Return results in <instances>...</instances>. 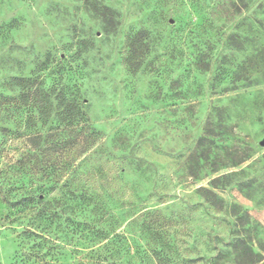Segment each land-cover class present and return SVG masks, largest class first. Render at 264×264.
Returning a JSON list of instances; mask_svg holds the SVG:
<instances>
[{
  "label": "rangeland",
  "instance_id": "1",
  "mask_svg": "<svg viewBox=\"0 0 264 264\" xmlns=\"http://www.w3.org/2000/svg\"><path fill=\"white\" fill-rule=\"evenodd\" d=\"M262 141L264 0H0V264H264Z\"/></svg>",
  "mask_w": 264,
  "mask_h": 264
},
{
  "label": "trees",
  "instance_id": "2",
  "mask_svg": "<svg viewBox=\"0 0 264 264\" xmlns=\"http://www.w3.org/2000/svg\"><path fill=\"white\" fill-rule=\"evenodd\" d=\"M205 31V30H204ZM203 32V31H202ZM205 32L209 33L210 30H206ZM217 33V32H216ZM210 34V33H209ZM208 34V35H209ZM227 36V39L229 41L232 40L236 35L233 33H225ZM201 39V40H200ZM199 42L197 44V52H198V58L201 61V69H206L210 64V61L214 58V54L211 52V46L208 42L210 40V37L207 36V38H199ZM211 48V49H209ZM79 113L71 114L69 116V122L72 124L76 123L78 121ZM83 135H77L73 139H83ZM246 156H242L239 158H236L234 160V165L239 164L243 160H245ZM73 175H76L73 174ZM81 208V207H80ZM92 211L96 215H100L96 221H94V224H88V228L91 229V235L94 236L93 238H96L99 242H102L101 245H99L98 249L99 251L94 253L92 256L89 257L87 262H83L79 257H77V263L76 264H124V261L122 260V256L119 255V250L117 248H113L111 245V238L109 236L111 235V232H108V230H105L106 227H109L110 223L107 222V220L104 218L103 214H105V211L98 205H93ZM81 224H78L77 226H80ZM110 230V229H109ZM111 231V230H110ZM114 235V234H113ZM112 237V235H111Z\"/></svg>",
  "mask_w": 264,
  "mask_h": 264
},
{
  "label": "water",
  "instance_id": "3",
  "mask_svg": "<svg viewBox=\"0 0 264 264\" xmlns=\"http://www.w3.org/2000/svg\"><path fill=\"white\" fill-rule=\"evenodd\" d=\"M261 144H264V141H262Z\"/></svg>",
  "mask_w": 264,
  "mask_h": 264
}]
</instances>
